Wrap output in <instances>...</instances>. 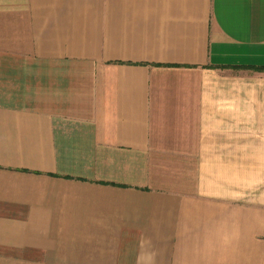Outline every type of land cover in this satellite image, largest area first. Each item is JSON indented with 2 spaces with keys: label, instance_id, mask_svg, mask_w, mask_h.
I'll use <instances>...</instances> for the list:
<instances>
[{
  "label": "crops",
  "instance_id": "1",
  "mask_svg": "<svg viewBox=\"0 0 264 264\" xmlns=\"http://www.w3.org/2000/svg\"><path fill=\"white\" fill-rule=\"evenodd\" d=\"M0 264H264V0H0Z\"/></svg>",
  "mask_w": 264,
  "mask_h": 264
}]
</instances>
